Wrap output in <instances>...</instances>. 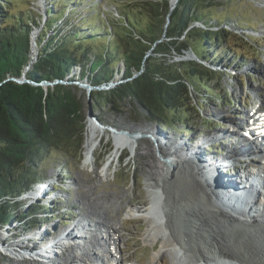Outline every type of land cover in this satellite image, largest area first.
<instances>
[{
    "label": "trees",
    "instance_id": "trees-1",
    "mask_svg": "<svg viewBox=\"0 0 264 264\" xmlns=\"http://www.w3.org/2000/svg\"><path fill=\"white\" fill-rule=\"evenodd\" d=\"M20 1L0 3V225L26 218L25 230L44 220L37 214L45 210L35 203L20 215L18 198L45 178L42 168L48 160L63 159L67 166L71 159L83 160L86 124L80 118L83 102L71 86L45 90L10 77L25 74L37 84L71 81L75 69L78 80L87 78L98 87L121 75L118 86L92 95V109L111 110L129 101L152 121L174 128L176 121L193 122L196 98L200 103L208 97L220 100L211 86L221 81V70L214 67L223 64L224 53L243 58L238 50L248 40L228 28L234 19L224 13L229 0H180L168 25L170 0H108L104 8L91 2L80 21L70 14L78 0H56L46 21L31 6L24 9L28 0ZM67 13L71 16L64 18ZM37 29L38 54L32 63L31 35ZM256 40L264 42L263 37ZM187 52L198 60L176 61Z\"/></svg>",
    "mask_w": 264,
    "mask_h": 264
},
{
    "label": "rangeland",
    "instance_id": "rangeland-1",
    "mask_svg": "<svg viewBox=\"0 0 264 264\" xmlns=\"http://www.w3.org/2000/svg\"><path fill=\"white\" fill-rule=\"evenodd\" d=\"M28 1L30 3H26L25 5L23 4L24 9L30 8L28 6H31V9L39 14L41 20L45 15H47L48 9L56 3V0H51L53 1L52 3L49 0ZM107 1L108 0H78L80 5L74 4L76 10H70V14H72V12L75 13L74 15L76 17L73 18L74 21L77 20L78 16H80L78 18L80 21V18L87 16V9L90 5H92L91 2H93V5L97 3H104V8L107 7ZM229 1V7L225 11L223 10L224 13L231 14L234 17V19L230 21V26H228V28L230 27V29H234L239 36H246L248 38L246 46L242 50H238L240 53H243L244 57L240 59L235 58L234 55L230 53L223 54V64L214 67V69H218L219 71L221 70V81L213 82V85H211L218 90V93H220L222 97H220V100L208 97L204 103L198 102L196 98L195 103L193 101L192 105L195 107L197 112L193 113V122L191 124H181L176 120L175 123H172V125H175L174 128L165 124H158L157 122L149 119L144 110L139 108V106L137 107L135 103H131L129 101L119 104V108L118 104L115 105L116 108L112 107L117 111L112 110V108L109 110L102 109L100 107V111L92 109V114H90L89 104L91 103L93 105L95 102L92 95L112 90L118 86L121 83V75H117L111 81L101 85V87L108 86L107 90H103L99 86L96 87V89L99 90L97 91L99 93L94 90V86L90 87L93 90H91L90 93L86 89L81 88L78 84H68L74 91H76L78 97L83 102V111L80 112V118L86 124L83 160L78 163L77 161H74V159H71L69 166H67L66 161L63 159H52L44 163L42 169L43 173H45V178H43L40 182L33 184V187L29 189V191L25 192L18 198V201L21 204V206H19V211H21L20 215H23L30 206L35 204L36 201L39 202L43 207L42 209L45 210L41 214H37V217H42L44 220H41L38 225H34V227L29 230H25L22 225L25 222L24 219L26 218L0 225V238L4 240V245L6 244L4 248L3 243L2 245L0 244V264H42L39 262L37 263L39 258L35 259L37 256L34 254H36L35 252L38 251V248H49L50 246L48 243H44L48 242L47 240L49 237H51V241L53 240L54 242V239L61 236V234L65 231L74 232V226L78 222L86 229L82 230L79 227L80 231L77 234L74 233L72 235L70 244L75 247V251L69 249L65 245L62 247L57 245V248L51 247L53 252L50 251L49 248L50 253L52 252V256H55L53 259L54 264H63L67 257L73 261L72 264H98L97 261H95L96 257H92L93 255L98 256L99 258L97 257V259L101 258V261H106L108 259L106 247L111 245V237L109 238V234L111 232L109 230L108 233L105 232L106 228L103 227L106 225L105 219L98 214L94 216V214L90 213V204L88 203L90 197V200L96 199L98 201V205H101L100 207L103 209H107L109 207V213H111V216L116 219L118 226L121 227L123 243L120 245V249L117 248V250L118 253L120 252V256H123L126 260H128H124L126 261H123L124 264L179 263L176 261V253L173 249L168 247L161 249V239H158L156 242H149V240L144 237L147 230V215L145 212L147 205L141 203L137 193L139 192L143 194L142 196L147 199H150L153 195L152 190L149 189L150 181L148 178V173L151 169L147 166V164L150 162L155 163L158 165L159 172L162 173L163 168H165L163 166L164 161L162 160L166 159L161 157V149L164 151L162 152L169 157L170 155H168V151L171 148L172 142H174V144L184 142L195 147L197 143L202 144L204 141L205 144L201 147V149L206 155H212L216 152L219 153L222 150V146L228 143L227 138L238 137L241 142L245 141L239 137L238 134L232 133L234 130V123L239 118L245 117V110L251 106H257L260 103L264 104V42L256 40L262 37L264 38V0ZM14 2L19 5L22 4L23 1L14 0ZM171 2L173 3L174 0H170V4ZM14 8H18V6H15ZM69 9L71 8L69 7ZM70 14L67 13L64 18H67L68 15V17H70ZM74 21L69 23L74 24ZM2 23L3 21L0 20V25ZM58 26L59 24L57 23L56 28ZM41 28L42 27H39V29ZM39 29L33 30L32 34H38ZM68 29H71V25ZM47 34H51V32L48 31ZM36 36L37 35H34L33 37L31 35L32 63L38 54V48L36 44H34ZM221 54V51L217 53L218 58H220ZM253 56H256L257 59H252ZM197 60V56L192 52H187L185 57L176 59L177 62H192ZM27 70H29V68H27ZM79 74L80 71L74 69L72 71V78L74 80L70 78V82L75 81L79 82V84H81V82L82 84H90V82L86 80L87 78L84 81L78 80ZM23 76L25 75H22L19 79L23 80ZM11 79L17 80L15 77H10L9 80ZM111 85H114V87L111 88ZM192 90H194V88H192ZM197 104L198 107H196ZM200 108L202 109V112H200ZM248 110L250 111L251 109ZM198 114H200V116H198ZM90 123L95 124L104 132L98 131V141H100V144H98L94 152L95 158L94 160H89V162L86 163L85 155L87 129ZM132 128L139 131L136 136L137 139H139L137 142L139 148L135 150L127 146L123 149L119 157L116 156L114 152L116 134H122V132H120L121 129H123L124 132L130 133L132 132ZM147 130H150L151 133L157 132L161 136L165 137V144L161 145L162 148H159V142H157L155 136L144 133V131ZM210 137L213 138L208 139ZM236 139L233 140L235 141ZM212 145L217 146L211 148ZM208 148H210L211 151ZM253 157L242 156L235 158L236 161L229 164L230 166L227 168L226 172H231L233 178L236 176L244 177L245 174L252 172V170L245 171L244 167L246 166L242 163L245 162L246 159H252ZM238 158L245 159L237 160ZM174 159H176L179 163H185L184 165L187 167L188 171L194 174H190L193 177L190 178L187 175L186 181L177 176L165 180V176L162 174V176L159 177V184L162 185L166 182V189L164 190L163 198L166 201L165 205H171L175 214L173 219L171 218L172 220H170V232H174L179 240V243L184 244L185 248L189 250V254L191 255L189 261H195V258L199 259L202 254L201 251L205 249H207L205 252L208 251L209 253V250H212L217 242H220V237H222V239H225L226 244H228V250L237 254L239 253L242 256L244 254L249 255L251 248L257 251L259 250L260 254L259 256L257 255V262L264 264L263 235L261 236L262 238L257 237V235L249 230L243 231L242 229H238L236 227H230L228 229L226 227H221V223L217 224L219 230L223 232L220 234L221 236L215 233L216 235L211 238L206 231L199 232L198 236L194 234L193 224L186 221L181 213L185 212L183 207H176L173 203L176 200L180 201L182 197H193L194 200H199V198L202 197V199L204 198V202H206L203 208L205 209L204 212L207 217L213 216L212 214L215 212L213 210L217 209L208 205L207 196L203 197L202 195L201 190L207 186V181L203 179L202 183L200 182L201 177L199 176V179L196 177V172L198 171L196 168H199L201 171L200 168L205 167L199 163L201 165L200 166L197 163V160H193L188 157H178ZM256 159L262 161L261 157ZM111 160L113 161L109 165ZM246 165L249 166L248 163ZM257 165V167H260L262 164L259 163ZM235 166L236 170L233 169ZM107 167H109L108 170ZM222 171L220 172L222 173L220 176L223 177L225 170ZM163 179L165 182H163ZM62 180H64L65 183L62 182ZM194 183L196 185L198 184V186L195 187ZM57 186L61 187L57 189ZM210 189L214 198L221 201V197L213 190V188L210 187ZM39 191L42 192V196L39 195ZM116 193L121 194L124 198L118 199L116 197ZM257 195L259 196V193L256 194V196ZM225 196L229 197L228 194ZM258 196L256 197V200H258ZM221 199L224 200L223 198ZM131 205H134V207L142 210L140 212V214L144 216V222L142 225L137 223L139 219L136 218V216L140 214L133 216L130 212ZM227 208L226 211H231L234 215L240 216L231 208ZM189 210L192 211V213L196 211L194 207H189L188 212ZM84 214H86V216H84ZM206 219V223L208 224L210 220L209 218ZM88 223L90 224L89 227ZM72 228L73 230H71ZM198 228L203 227L199 226ZM87 229H90L91 232H87ZM37 232H44L43 234L45 235V239L43 242H37L35 244V242H33V234ZM92 234H94L95 237H93ZM37 235L38 236H36V238L39 236L42 237L41 233ZM24 237L25 241L22 240L24 243L21 244L20 240ZM214 237L217 241L214 240ZM127 241L128 243L125 245ZM14 242L21 244L22 247H17L18 250L10 249L9 245ZM104 243H106V246H103ZM33 250V254L29 253ZM111 250V255L113 251V254H115V250L112 248V245ZM159 251L164 254V258L160 256L158 253ZM86 254H89L90 257ZM193 256H195V258ZM76 257L84 258L82 261L83 263L78 261ZM175 261L176 263H174ZM186 263L188 262H185L184 264Z\"/></svg>",
    "mask_w": 264,
    "mask_h": 264
},
{
    "label": "bare ground",
    "instance_id": "bare-ground-1",
    "mask_svg": "<svg viewBox=\"0 0 264 264\" xmlns=\"http://www.w3.org/2000/svg\"><path fill=\"white\" fill-rule=\"evenodd\" d=\"M98 131L104 132V131L100 130V128L93 123H90L88 125L86 155H85L86 156V159H85L86 163L89 162V160L90 161L94 160V158H95L94 152H95L98 144H100V141H98V139H99ZM261 131H263V132H261ZM120 132H122V134H116V136H115L116 143H115V148H114V152H115L116 156H118V157L122 153L123 149L127 146H129L135 150H137L139 148L138 143H137L139 139H137V137H136L139 131L134 130V128H132V132H130V133L124 132L123 129H121ZM144 133L145 134H151L152 136H155L157 139V142H159V145H158L159 148H162L161 145L165 144L164 143L165 137L161 136L159 133H157V132L151 133L150 130L144 131ZM259 134L264 135V130H260ZM157 135H158V137H157ZM211 138H213V137H210L208 139H211ZM221 138L223 139L222 136H221ZM224 139H226V138H224ZM233 139H236V140L234 141ZM227 140H228V143H226L224 146H222V150L219 153L216 152V153H213L212 155H206L202 151L201 147L205 144L204 141L202 144H199V143H197V145L195 144L196 145L195 147H193L191 144L184 143V142H178L179 144H174V142H172L171 148L168 151V155H170L169 157L165 153H163L164 151L162 149L160 151L161 157L163 159L170 161V163H168V164L166 162L163 163V166L165 168H163L162 173L159 172L158 165H156L155 163L150 162L147 164V166L151 169L150 172L148 173V175H149L148 178L150 181L149 189L152 190L153 195L151 196L150 199H147V198L142 196L143 194H141L139 192L137 193L141 203L147 205V207L145 209V212L147 215V217H146V219H147V230H146L144 237L147 240H149V242H156L158 239H161L162 240L161 249H164L167 247L173 249L174 252L176 253V259L177 260L176 259L175 260L177 261V263L179 262L178 264H184L185 262H188L186 264H260L257 262L258 261L257 255L259 256V254H260L259 250L257 251V250H254L251 248V252L249 251L250 252L249 255L244 254L242 256L239 253L237 254V253H234V252H231L230 250H228L227 249L228 244H226L225 239H222V237H220L221 238L220 242L219 243L217 242V244L214 246V248L212 250H209V253H208V251L205 252V250H207V249H205V250L201 251L202 254H201L199 259H196L195 256H193L195 258V261H193V260L189 261V259L191 258V255L189 254V250H187L185 248L184 244L179 243V240L176 237V235L174 234V232L173 233L170 232V228H171L169 226V225H171L170 220L173 219V216L175 214H174V210H173L171 205H165L166 201L163 198L164 197V190L166 189L165 180H168L169 178L177 176V177L182 178L183 180L186 181L187 175L190 178H192L193 176H191L190 174H192V175H194V174L191 173L190 171H188L187 167L184 165L185 163L184 164L179 163L176 161V159H174V158H178V157H181V158H184V157L187 158L188 157V158H191L193 160L194 159L197 160L198 164L200 163L202 166L205 167V168L201 167L200 168L201 171L199 170V168L198 169L196 168V170H198V172H199L198 174L200 175V177L205 178L208 181L207 186L205 188H203L201 190V192H202L203 197L207 196L208 202L213 204V207H215L217 209V210H213L217 213L214 212L212 214L213 216L207 217L206 213L204 212L205 209L203 208L206 202H204V198L202 199V197H200L199 200H197V199L194 200L193 197H191V198L182 197L180 201L176 200L173 203V205L176 207H178V206L183 207L185 214L183 212H181V213H182V215L186 221L191 222V224H193L194 234L196 236H198L199 232L206 231L207 234H209V236H211V238H212V236H215L216 234L220 235L223 232L219 230V227L217 226V224L221 223L222 224L221 227H226L228 229L230 227H236L238 229H242L243 231L249 230V231L253 232L255 235H257V237H261L263 235V238H264V165H263L264 162L263 161L259 162L262 165L260 167H257L258 165H256V168H254L252 172L245 174L244 177L236 176L233 178L231 172H229L230 174L226 172L227 168L230 166L229 164L231 162L236 161L235 158H237V157H242V156H252L253 157L259 151L257 152L254 149V147L250 145L249 142H245V141L241 142L238 137L227 138ZM208 149L210 150V148H208ZM243 159H245V158H238L237 160H243ZM249 159H251V158H249ZM112 161L113 160H111V162H109V165L112 163ZM223 163H225V164H223ZM108 168L109 167H107V170H108ZM233 169L236 170V166L233 167ZM222 170H225L224 171L225 174L223 177L220 176V174H222V173H220ZM107 173H108V171H107ZM162 174H164L163 176H165V180L163 179V182H165V183L160 185L159 184V177H161ZM196 186H198V184L197 185L195 184V187ZM210 187H212L213 190L221 198H223L225 200V202L221 198H220V200L223 203L221 201H218L216 198H214ZM198 189H201V188H198ZM194 191H196V190H194ZM224 192H226V193H224ZM39 193H40L39 194L40 196L43 195V194H41L42 193L41 191H39ZM258 193H259V196L257 195L258 200H256V197H257L256 194H258ZM227 194L229 197L225 196ZM116 195H117L116 197L118 199L124 198L121 196V194L116 193ZM174 195H176V194H174ZM90 199H91V197H90ZM90 199H89V202L87 201L90 204V213L94 214V216L98 214L103 219H105L106 225L103 227L106 228L105 232L108 233V230L111 232L109 234V238L111 237L110 238L111 245L113 244L112 248L115 250V254L113 256L111 255L112 259H107L108 261L106 260V261L102 262L101 261L102 259L101 258H100L101 260L97 259L98 256H95V255H93L92 257L93 258L96 257L95 261H97L98 264H100V262H102V264H122V262L126 259L123 256H120L119 255L120 252L118 253V250H117V248H119L120 245L123 243V241H122L123 235H122L121 227L118 226L116 219L113 216H111V213H109L110 212L109 207L107 209H105V208L103 209L102 207H100L101 205L100 206L98 205V201L96 199H93V200H90ZM215 204L218 206H221L225 210L228 209L225 206V205H227L229 208H231L235 213L239 214L240 216L234 215L233 212H231V211L225 212L223 210H219ZM189 207H194L196 209V211L193 210L194 212L192 213V211L189 210V212H188ZM141 211L142 210H140L139 208L134 207V205H131V207H130V212L133 214V216L140 214ZM84 216H86V214H84ZM54 217H57V216H54ZM136 218L139 219L137 221V223L142 225V223L144 222L143 221L144 216H142L140 214V215L136 216ZM206 218H209V220H210L208 224L206 223V220H207ZM136 220H134V221H136ZM131 224H132V222H131ZM89 225L90 224L88 223V227H89ZM199 226H202L203 228H198ZM77 227H78V229H77ZM79 227L82 230L86 229L85 227H82L78 222L74 226V228H75L74 232L65 231L64 233L61 234V236L54 239V242H53V240L51 241V237H49L47 240L48 242H44V243H48V245L50 246L49 248H51V247L57 248L58 246L62 247L63 245H65L69 249H72L73 251H75V247L70 244L71 243L70 239L74 233L77 234L80 231ZM71 230H73V228ZM86 231L91 232L90 229H87ZM40 233L42 234V237L39 236L36 238V236H38L37 234H40ZM43 233L44 232H37V233L33 234L34 235L33 236L34 237L33 242H35V244L37 242H43L44 241L45 235ZM254 234H252V235H254ZM92 236L95 237L94 234H92ZM201 236H202V234H201ZM24 239H25V237L20 240L21 244L24 243V242H22V240H24ZM214 240L217 241L215 239V237H214ZM262 241L264 242L263 239H262ZM2 243H3V248H4L6 244L4 245V243H5L4 240H2L0 238V244L2 245ZM127 243H128V241L125 243V245H127ZM21 244L14 242L13 244L9 245V248L13 249V250H18L17 247H19V246L22 247ZM101 244H103V243H101ZM43 246H44V244H43ZM103 246H106V244L104 243ZM49 248H45V249H44V247L38 248V252L36 254H34L35 256H37V258H35V259L39 258L37 263L39 262L42 264H48V263L54 264L53 259L55 258V256H52L53 250L50 249V251H52L50 253ZM34 250L30 251L29 253L34 252ZM15 252H17V251H15ZM158 253L160 254V256L162 258L165 257L161 251H159ZM29 255H31V254H29ZM86 255H88V257H90L89 254H86ZM76 259H78V261L82 262L84 258L76 257ZM22 260H24V259H22ZM25 260H27V259H25ZM91 261H90V263H91ZM126 261H128V260H126ZM126 261H124V262H126ZM176 261L174 263H176ZM72 262L73 261L67 257L63 264H72ZM124 262H123V264H124Z\"/></svg>",
    "mask_w": 264,
    "mask_h": 264
},
{
    "label": "water",
    "instance_id": "water-1",
    "mask_svg": "<svg viewBox=\"0 0 264 264\" xmlns=\"http://www.w3.org/2000/svg\"><path fill=\"white\" fill-rule=\"evenodd\" d=\"M179 1L180 0H174V2L172 3L171 2V4H170V12H169V15H168V17H167V25L169 24V22H170V16H171V14H172V12L174 11V9L177 7V5H178V3H179ZM34 35H37V34H34ZM34 35L32 34V36L34 37ZM36 39V38H35ZM34 44H36V40H35V42H34ZM35 60V59H34ZM25 75V74H24ZM24 78H22L23 80H20V79H11L12 81H15L16 83H18V84H30V85H33V86H40V87H43L45 90H47L48 88H54L55 86H58V85H62V86H67L68 84H72V83H74V84H78L81 88H84V89H86L87 91H91L92 90V88H90V87H93V86H91L90 84H88V83H81V84H79V83H77V82H70V81H54V82H45V83H43V84H37V83H35V82H33V81H30V80H28L27 78H26V75L25 76H23ZM26 78V79H25ZM69 86V85H68ZM99 87H101V86H99ZM111 88L112 87H114V85H111L110 86ZM95 89V91L97 92V91H99L98 89H96V87H94ZM103 90H107L108 89V86L107 87H101ZM93 91V90H92ZM91 93V92H90ZM92 104L90 103L89 104V107H90V114H92ZM162 161H164V162H166L167 164L168 163H170V161H168V160H162ZM199 172L197 171L196 172V177L199 179L200 177V175L198 174ZM201 179V181L200 182H202L203 183V179H205V178H200ZM205 181H207V179H205ZM207 183H208V181H207ZM207 201V200H206ZM208 205H210V206H213V204H211L210 202H208ZM216 205V204H215ZM217 206V208L219 209V210H223V211H225L226 212V210L225 209H223L222 207H220V206H218V205H216ZM35 253H37V252H35Z\"/></svg>",
    "mask_w": 264,
    "mask_h": 264
}]
</instances>
